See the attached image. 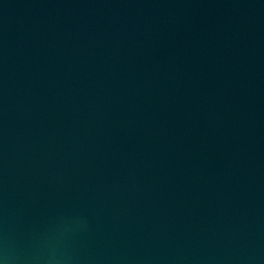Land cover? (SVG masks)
<instances>
[{"label": "water", "instance_id": "1", "mask_svg": "<svg viewBox=\"0 0 264 264\" xmlns=\"http://www.w3.org/2000/svg\"><path fill=\"white\" fill-rule=\"evenodd\" d=\"M0 264H264V0H0Z\"/></svg>", "mask_w": 264, "mask_h": 264}]
</instances>
